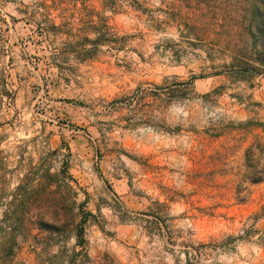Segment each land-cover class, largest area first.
Masks as SVG:
<instances>
[{
  "label": "rangeland",
  "instance_id": "374dc122",
  "mask_svg": "<svg viewBox=\"0 0 264 264\" xmlns=\"http://www.w3.org/2000/svg\"><path fill=\"white\" fill-rule=\"evenodd\" d=\"M181 3L0 0V264H65L84 216L88 264H264L239 238L264 201V73Z\"/></svg>",
  "mask_w": 264,
  "mask_h": 264
},
{
  "label": "trees",
  "instance_id": "16d2710c",
  "mask_svg": "<svg viewBox=\"0 0 264 264\" xmlns=\"http://www.w3.org/2000/svg\"><path fill=\"white\" fill-rule=\"evenodd\" d=\"M55 1V0H52ZM113 3L114 0H108ZM182 2L180 7L193 10H200L205 8L206 12L210 14L214 25H219L226 35V51L230 58V63L236 67L246 66V72L250 73H264V0H179ZM193 1V3H192ZM50 5L44 3L43 9L47 10ZM180 12V11H179ZM43 16L44 14L41 13ZM182 15V11L180 16ZM182 17V16H181ZM185 26H190L192 30L195 29V23L189 22V18ZM219 23V24H218ZM51 27L56 28L57 25L53 23ZM37 28L40 32H49V24L45 21L38 23ZM198 28V27H196ZM103 35L99 33L96 38L97 41H102ZM118 39L114 33L113 37ZM56 55H60L56 53ZM86 56H92L93 53H85ZM249 124V123H248ZM257 126L262 127L264 132V124L256 123ZM246 125V124H245ZM262 150H260L261 152ZM259 175L264 173V164L257 170ZM66 178H71L66 171ZM262 181L258 177L254 182ZM70 187V185H67ZM73 203V201H72ZM86 216L75 225L73 228V235L75 242L71 248H65L67 252V259L65 264H88L90 257L87 250V242L84 236V222ZM249 224L241 230L240 239H249L255 235L259 240L264 239V201L258 209L253 211L249 216ZM42 225L48 235L64 236L65 229L63 224L45 222ZM52 245V244H51ZM15 252L11 247V256H15ZM61 251L51 254V257L58 258ZM7 256H10L9 254ZM5 260V259H4ZM2 262H4L2 260ZM10 262V261H9Z\"/></svg>",
  "mask_w": 264,
  "mask_h": 264
}]
</instances>
